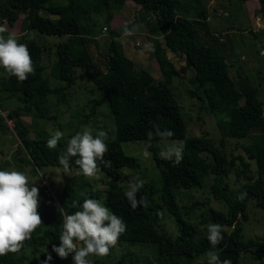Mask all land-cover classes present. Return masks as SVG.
<instances>
[{"label": "trees", "instance_id": "1", "mask_svg": "<svg viewBox=\"0 0 264 264\" xmlns=\"http://www.w3.org/2000/svg\"><path fill=\"white\" fill-rule=\"evenodd\" d=\"M88 1L67 0L66 4H57L51 0H14L13 3L11 0H0V13L10 26H15L21 15H25L21 24L22 34L16 37L20 43L27 45L35 68L24 82L9 77L0 68V92L18 96L24 104L10 111L7 119L14 122L29 161L36 170L61 168L58 157L64 153L66 148L63 147L72 136L65 141V145L59 141L55 149H49L46 146L49 136H30V124L22 117L24 113L31 112L32 106L40 99L66 90L77 79L89 78L102 93V101L110 104L117 128V139L105 140L108 152L104 159L112 162L111 167L97 161L98 167L114 181L121 180L123 168L135 169L138 166L137 159L124 152L123 142L147 141V132L154 131L153 124L159 125L161 130L173 131L172 140L186 138L188 127L173 90V81L181 76L182 71L191 69L193 76L190 80L196 85L191 95L196 96L198 90L204 92L208 107L223 115L218 123L225 135L239 139L256 138L244 149L257 163V176L252 172L251 163L239 157L243 169L237 168L236 174L245 182L232 189L225 180L235 169L236 158L229 160L225 150L213 138L208 135L187 137L183 161L174 166L173 162L159 157L155 143L160 139L154 136L150 150L160 171L161 186L159 190L152 186L150 189L144 187L137 193V199L148 196L149 206L144 208L140 205L132 210L124 195V187L105 191L104 206L122 217L127 225L117 244L150 247L152 258L144 261L139 255L130 253V264H207V260L201 258L209 250L210 243L200 224L193 221V212L195 205H206L211 200L206 197L204 201L193 202L192 206L184 209L178 198L182 190L202 187L205 178L213 175L211 193L228 205L227 213L212 206L207 211L212 223L224 226V239L215 249L221 260L230 259L232 264H240L244 251L259 247L264 252V241L245 240L242 232V221L249 218V202L254 200L257 206L264 208V138L253 134L256 128L264 129V103L259 97V88L252 85L247 77L236 80L231 76L223 33L210 31L204 0H133L141 6L140 21L148 27L151 55L157 57L162 65L163 79L159 81H155L148 70L136 69L118 40L121 34L108 26L115 11L122 9L127 0ZM259 1L260 14L264 17V0ZM93 11H107L106 23L101 28L104 34L107 31L110 33L107 50L104 51V71L96 65L89 48V44L94 42L90 23ZM127 28L131 31L133 23L128 22ZM33 30L49 36H68L59 44L58 60L53 64L54 73L56 71L57 77L67 83V86L59 88L60 91L53 89L44 77L46 48L35 39H30ZM155 35H163V40ZM167 50L184 55L185 64L180 68L172 60L170 64ZM0 127H7L3 118H0ZM76 159L70 158V169H77ZM88 185L87 182L77 186L75 177H72L64 187L53 188L58 202H41L39 198V204H43L39 214L44 224L33 232L30 240L24 242L19 252L0 256V264H74L71 257L61 259L53 250V246L60 245L62 216L57 206L71 214L78 210L69 207L73 200L82 203L85 198L97 199L99 194L91 187L88 189ZM241 192L248 194L243 201L237 198ZM167 211L178 228L177 233L172 235L163 222ZM103 258L101 262L107 264L106 258ZM92 264H98V259Z\"/></svg>", "mask_w": 264, "mask_h": 264}, {"label": "rangeland", "instance_id": "2", "mask_svg": "<svg viewBox=\"0 0 264 264\" xmlns=\"http://www.w3.org/2000/svg\"><path fill=\"white\" fill-rule=\"evenodd\" d=\"M11 1L13 3L14 0ZM51 1L57 4L67 3V0ZM210 1L211 0H204L207 6L210 4ZM212 1L211 6L209 5L206 7L208 8V15L211 16L209 22L210 31L214 34L223 32V36L228 33V37L225 38V43L227 45V58L229 59L231 76L236 80H242V78L247 77V80H249L252 85L259 88V97L264 103V32H261L260 29H258L259 26L255 25L252 14L248 13L247 6L242 0ZM115 12L121 13L124 17H127L128 14L127 19L130 21H134V16H137V23L135 24L136 34L122 35L118 40L122 42L123 38L127 37L133 43H141V46L137 47L138 49H141L143 52L146 49L150 51V35L148 34V40L143 30L145 29V23L139 21L141 12L130 10L128 7L118 9ZM24 16V14L21 15L15 26H10L6 22V19L3 20L2 14L0 13V24H4L5 27L9 26V31L6 30L3 35L7 36V31L9 33H14L16 36L22 34L21 24ZM90 17L94 42L89 44V48L96 65L104 71L106 69L104 51L107 50L105 42L109 40L110 33L107 31L106 34H104L101 28L102 25L106 23L107 11L101 13L93 11L90 13ZM120 26H122V24ZM29 37L30 39H35L46 48V51H44V63L46 66L44 77L48 79L50 86L53 89L67 86L66 81L59 79L56 75V71L54 73L53 64L58 60L57 51L59 44L64 42L68 36H49L37 30H33ZM95 42L98 43L95 44ZM180 59L181 60H178L176 63L179 68L185 64V56H180ZM140 69L142 68L138 66L137 70ZM79 71L80 70H78V73ZM150 72L155 76H162L159 70L154 71L151 68ZM192 76L193 71L188 69L186 72L182 71L181 76L175 77L173 81V90L181 106L182 115L188 127L186 138L190 136L208 135L213 138L218 145L222 146L229 160L236 158V167L231 171L229 177L225 181L232 189H237L245 182L244 178L238 177L236 174L237 168L243 169L242 161L239 157H243L246 161L251 163L252 172L257 176V163L250 158L249 154L244 149V146L252 144L256 138L250 136L239 139L225 135L218 123L223 115L213 112L210 107H208L204 92L198 90L196 96L193 97L191 95V91L196 88V85L190 80ZM159 80V78L155 79V81ZM102 99V93L96 88L95 83L91 79L79 78L73 85L67 86V89L62 90L59 94L53 93L46 98L40 99L32 106L31 112H25L22 117L30 124V136L33 138L50 136V133H54L59 129L64 133L60 141L64 142L65 145V141L70 136L75 135L77 132H81L85 127H91L94 137L97 130H104L108 134L105 140H116L117 128L112 108L108 101L104 102ZM23 105V102L18 96H10L7 92H0V118H3L4 122L7 124L5 128L0 127V170H18L24 172L28 177L29 186L34 184V186L39 189V198H41V202H49L44 193V186L49 187L50 183L52 189L58 190L64 187L69 178L72 177H75L77 186L85 185L88 182V189L91 187L94 192L99 194L97 200L101 201L103 205L106 199V190L111 188L117 189L118 187L126 188L130 177L137 174L145 180V188L150 189L152 186L159 190L161 186V175L155 161L154 153L149 149L152 155L148 159H145L142 155L145 141H126L122 143L124 152L127 155L134 156L137 159L138 166L135 169L123 168L121 170L123 177L119 181H114L106 172L101 170L98 172L97 176L91 178L78 175V168L70 169L67 173L62 170L57 173L58 167H44L36 170L35 166L29 161L30 159L26 149L21 145V141L15 131L14 122L7 119L9 118L8 114L10 111ZM253 134L254 136L257 135L264 138V129L256 128L253 130ZM186 138L178 140H182L185 144ZM155 147L159 152L161 142H156ZM65 148L66 146L63 147V149ZM43 177L46 178L47 181L43 180ZM213 180V175L207 176L202 187L176 192V195L179 192V198L178 196L177 198L180 199V205L184 209L186 206H192L193 202H202L206 197L210 198L211 201L209 204L195 205L193 212V221L200 224L199 226L201 230H203L204 236L206 235L204 226L208 223H212L211 219H209V212V215L207 214L208 208L212 206L225 213L228 212V205L224 201L216 199L211 193ZM158 195L159 194L156 196ZM42 208L43 204H39L38 212ZM50 211L53 210L51 209ZM247 213L249 218L242 221L243 238L245 240L255 239L264 241V208L257 206L256 202L251 200L248 204ZM163 218V222L170 231V234L172 235L173 232L177 233L178 228L176 223L174 224L168 211ZM149 248V246L117 244L115 247L110 248L107 256L103 257L106 258L107 264H130V255L128 256L130 253L139 255V258L141 257L140 259H144V261L148 258H152L153 256L152 253L149 252ZM73 255L74 253L70 254L69 257L72 258ZM95 258L98 259V264L103 263L100 260L102 257H89L92 263L96 260ZM201 259L203 261L207 260L206 256ZM239 262L240 264H264V252L261 251L259 247H253L241 254Z\"/></svg>", "mask_w": 264, "mask_h": 264}, {"label": "clouds", "instance_id": "3", "mask_svg": "<svg viewBox=\"0 0 264 264\" xmlns=\"http://www.w3.org/2000/svg\"><path fill=\"white\" fill-rule=\"evenodd\" d=\"M6 29L0 27V68L9 77H15L19 82H24L29 75L34 73V63L26 44L20 43L14 33L3 35ZM154 131L147 132V141L142 151L145 159L151 157L149 149L151 141L158 137L161 142L159 157L162 160L173 162L174 166L183 161L184 142L172 140L175 134L169 129L161 130L159 125H152ZM107 133L97 130L95 137L93 129L85 127L81 132L73 135L66 145L64 153L58 157L61 170L70 171V158L77 157L75 165L77 174L85 177H95L100 171L97 161L105 167H111V161L105 160L108 145L105 143ZM64 133L57 129L50 133L47 147L55 149ZM145 187V180L140 175L131 176L127 182L124 195L132 210L140 205L149 206L147 195L137 199V193ZM247 192H241L238 199L243 201ZM78 209L69 214L65 208L57 206L62 216L60 245L53 246V250L61 259H67L73 254L74 264H92L90 256L103 257L109 254L110 248L115 247L120 236L126 231L127 225L122 217L117 216L101 201L85 198L81 203L73 200L69 205ZM39 189L32 184L24 172L18 170H0V256L17 253L30 240L33 232L43 223L38 212ZM163 215V213H159ZM206 238L210 243L209 250L205 253L207 264H232L230 259L221 260L215 250L223 241L224 226L219 223H208L204 226Z\"/></svg>", "mask_w": 264, "mask_h": 264}, {"label": "crops", "instance_id": "4", "mask_svg": "<svg viewBox=\"0 0 264 264\" xmlns=\"http://www.w3.org/2000/svg\"><path fill=\"white\" fill-rule=\"evenodd\" d=\"M212 2L213 1L211 0L210 1V4H209L210 6H211ZM245 4L247 6L248 13L249 14H252V16H253L255 25H258L259 26L258 29H260L261 32L262 31L264 32V17L260 14V10H261V3H260V1L259 0H247L245 2ZM206 6H207V4H206ZM126 7H128L130 10H133V11H136V12L137 11L141 12V6L139 4H137V3H135L133 0H127L126 3L124 4L123 8H126ZM127 17H128V14H127ZM127 17H124L121 13L116 12L114 14L113 19L108 24V26H109V28L111 30H117L121 34L120 37L122 35L123 36H126V35H134L137 32L136 31V27H135V24L137 23V20H136L137 19V16L136 15L134 16V21H130L129 19H127ZM210 19H211V16H209V19H208L209 22H210ZM128 22H133V29L131 31H129L127 29V23ZM142 23H144V22H142ZM121 24H122V26H120ZM124 25H126V26H124ZM1 26H2V28L6 29V30L9 29V26L8 27H5L4 24L1 25ZM147 28L148 27H146V24H145V29H143V30L146 33L147 37H148L149 36L148 35L149 32H148V29ZM8 31H7V33H9ZM258 31H253V32H258ZM221 33H223V32H217V34H221ZM6 35H8V34H6ZM221 35H223V34H221ZM155 37L156 38H159L161 41L163 40V35H155ZM227 37H228V33L223 36L224 41H225V38H227ZM148 40H149V37H148ZM96 43H98V42H95V44ZM108 43H109V41H106L105 42V46L106 47L108 46ZM121 44H122V47L124 49L125 54L130 59H132L133 62L135 63L136 69H137L138 66H140L142 69L148 70L149 72H150V69L151 68L154 71L159 70L160 73L162 74V76H159L158 77V76H155L153 74H152V76L155 79H158L159 78L160 80H162V77H163L162 65L158 61L157 57H153L151 55V50L149 51V49L148 50L146 49L143 52L141 49H138L137 48V47L141 46V43L140 42L133 43L127 37H124L123 38V41L121 42ZM226 47H227V45H226ZM180 56H182V54H175V53L171 52L170 50H167L166 57H167V60H168V62L170 64H171V60H172L175 63V65H176V59L178 58V60H181L180 59ZM233 56H234V59H235L234 50H233ZM227 61L229 63V59L228 58H227Z\"/></svg>", "mask_w": 264, "mask_h": 264}, {"label": "built area", "instance_id": "5", "mask_svg": "<svg viewBox=\"0 0 264 264\" xmlns=\"http://www.w3.org/2000/svg\"><path fill=\"white\" fill-rule=\"evenodd\" d=\"M43 180L47 181V179L44 178V177H43ZM44 191H45V193L47 195V199H48L49 202H51V201L58 202L57 195L55 194L54 190L52 189L50 183H49V187L44 186Z\"/></svg>", "mask_w": 264, "mask_h": 264}]
</instances>
